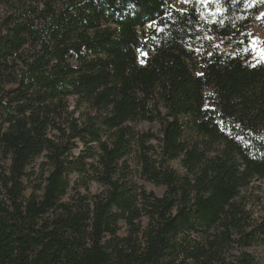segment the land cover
I'll return each instance as SVG.
<instances>
[{
    "label": "trees",
    "instance_id": "16d2710c",
    "mask_svg": "<svg viewBox=\"0 0 264 264\" xmlns=\"http://www.w3.org/2000/svg\"><path fill=\"white\" fill-rule=\"evenodd\" d=\"M181 2L0 0V264H263L264 0Z\"/></svg>",
    "mask_w": 264,
    "mask_h": 264
},
{
    "label": "rangeland",
    "instance_id": "374dc122",
    "mask_svg": "<svg viewBox=\"0 0 264 264\" xmlns=\"http://www.w3.org/2000/svg\"><path fill=\"white\" fill-rule=\"evenodd\" d=\"M166 2H168L171 5V7L177 10H184V6L181 0H166ZM197 2H200V0H197ZM204 5H206V3ZM250 31H251V37H252L251 46H252V51H253L252 62L253 63L264 62V52L261 51L264 49L260 43V34H259V27H258L257 22H253L251 24ZM139 128L144 129V130H148V129L155 130L156 126L148 125V124H141ZM38 162H40V158L37 159L34 163L37 164ZM171 164L178 172H181V167L179 166L178 162L174 161ZM34 182H37V181H34ZM144 186L146 187L147 190L153 191L157 195H160L163 192V189L161 187H155L151 184H145ZM95 188L96 186L92 185L91 189L94 190ZM252 191H253V195L259 196L261 203L264 205V180L256 181L254 183ZM258 211H259V206L257 205L254 208V213L257 214ZM251 252L256 257L259 263L264 264V246L263 245L253 247L251 249Z\"/></svg>",
    "mask_w": 264,
    "mask_h": 264
},
{
    "label": "snow or ice",
    "instance_id": "6c2138e0",
    "mask_svg": "<svg viewBox=\"0 0 264 264\" xmlns=\"http://www.w3.org/2000/svg\"><path fill=\"white\" fill-rule=\"evenodd\" d=\"M183 2L188 3L189 0H183ZM200 2H201V3H207V0H200ZM262 15H264V14H262ZM253 43H254V42H253ZM261 51L264 52V50H261Z\"/></svg>",
    "mask_w": 264,
    "mask_h": 264
}]
</instances>
